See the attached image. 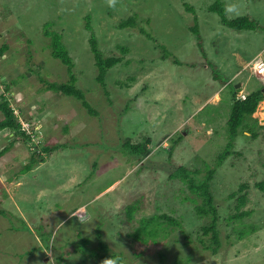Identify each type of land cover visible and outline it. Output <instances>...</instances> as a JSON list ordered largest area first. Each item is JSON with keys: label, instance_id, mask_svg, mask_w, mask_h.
<instances>
[{"label": "rangeland", "instance_id": "obj_1", "mask_svg": "<svg viewBox=\"0 0 264 264\" xmlns=\"http://www.w3.org/2000/svg\"><path fill=\"white\" fill-rule=\"evenodd\" d=\"M216 1L116 0L110 7L107 0H0V49L7 46L0 96L30 137L0 130V149L14 141L0 158V264H117L112 254L121 264H264V192L254 187L264 181V95L246 121L249 131L239 129L231 154L216 167L230 139L233 91L264 94V74L251 66L264 63V0H220L227 19L257 22L243 31L208 11ZM232 5L235 12L228 11ZM133 15L136 28H118ZM46 32L61 36L76 87L97 115L46 88L44 82L69 78L51 56ZM91 34L103 57L122 58L105 76L108 97L95 81ZM158 46L170 56L163 60ZM144 138L149 153L141 160L124 143ZM31 154L36 162L22 173ZM170 164L197 170V179L207 166L215 168L216 253L206 248L211 234L202 227L209 220L195 213L199 199L180 179H169ZM242 183L250 187L244 210L251 214L227 222L234 212L228 195ZM136 200L139 208L127 221L126 208ZM161 215L180 227L165 222L151 240L128 238L143 220ZM242 228L248 232L240 239Z\"/></svg>", "mask_w": 264, "mask_h": 264}, {"label": "trees", "instance_id": "obj_2", "mask_svg": "<svg viewBox=\"0 0 264 264\" xmlns=\"http://www.w3.org/2000/svg\"><path fill=\"white\" fill-rule=\"evenodd\" d=\"M255 1V0H252ZM188 11L193 12V8L187 7ZM208 11L215 13L218 15L220 19V23L232 30L236 31H243V30H254L257 28V22L250 18L249 16L238 17L232 20L226 18V11L224 4L217 0L215 3L208 7ZM194 21H196V17H194ZM87 24L86 28L89 29V16H86ZM197 23V21H196ZM136 15L128 17L125 20H122L118 24L119 29H126V28H136ZM141 33L150 41H154V38L147 33L143 28L140 29ZM191 32L195 34L196 39L198 40V48L203 54L202 49V40L198 33L197 25L191 28ZM45 35L50 37V49H51V56L54 59H57L61 62L62 65L66 67L68 72V81L65 83H50L44 82L46 84V88L56 93H60L66 97H71L76 101H79L81 106L86 110L88 115L94 116L97 115L96 110H94L91 105L85 99L84 93L76 87V78L72 72L74 67L71 57L66 50V47L61 42V36L57 33L46 32ZM89 46L90 51L93 55L94 65L96 67V77L95 81L102 87L106 97H108V93L105 90V76L111 68L118 65L122 62L121 57H103L102 53L98 49L97 41L93 34L89 37ZM122 54L128 53V48L124 46H118ZM159 49L163 52V60L168 58L170 54L165 50V48L158 46ZM7 49V46H3L0 49V54L4 50ZM177 64L178 62L175 61ZM10 84H7L6 89L9 88ZM263 95L261 90H257L255 92H251L245 97V100L237 99V94L233 91V102L231 105V110L229 114V118L226 122L227 128L229 131V141L226 145L225 150L222 154L219 155L216 167H219L222 162L231 154V150L233 147L234 139L238 135V131L240 128L247 129L249 131L248 125L246 121L251 119V116L255 113L258 104L263 100ZM0 112L2 114V118L0 119V130H5L9 132H16L17 135L23 136L24 139H30L28 134L21 130V125L18 119L14 116L13 110L10 107L8 101L0 96ZM31 127L33 125H30ZM254 136V135H253ZM149 139L144 138L142 142H138L135 144H131L130 142L126 141L124 143L125 148L130 152L131 155L139 158L144 159L148 156L149 150L147 149V144H149ZM14 141L9 143L7 146L0 149V158H2L12 147ZM43 149V148H42ZM171 149V148H169ZM168 149V150H169ZM44 151H49V147H45ZM41 151V150H40ZM171 151V150H169ZM32 155V154H31ZM39 156V154H37ZM40 157V156H39ZM37 157L32 155L28 164L23 166L20 170L22 173L27 171L31 165L36 162ZM40 159V158H39ZM143 167H140V170ZM169 170V179H180L184 182L188 188V190L197 198L198 202L195 204V213L199 218H206L209 222L202 227L203 233L205 235L211 234L210 241L211 246L209 245L206 248H210L212 252L216 253L217 249L220 246L219 242V234L217 230V220H218V210L214 203V196L212 194V180L215 174V168L206 167L205 168V175L202 179H197L199 172L197 170H190L183 166H172L171 164L168 166ZM254 187L257 190L264 192V181L256 182ZM249 185L247 183H242L239 185L237 191L231 192L228 195V198L234 200V212L227 216L226 221H233V220H240L246 216L251 214L250 211L244 210L246 203L248 202V195H249ZM140 203L139 200L132 202L126 209L127 211V221H130V216L133 215V212L138 209V204ZM129 217V218H128ZM165 222H169L174 227H180V223L170 218L166 215L161 216H153V218L149 220H143L141 222V226L136 229L134 233L128 234V238H132L136 241H143V240H151L154 238L158 232V230ZM247 234L248 231H245L244 228L237 231V237L242 239V237ZM100 236V232L98 233ZM101 242V241H99ZM99 250L102 252H106L107 248L104 244L100 243ZM94 255L95 254V251ZM98 255V254H97ZM117 264H121V259L119 255L112 254L110 255Z\"/></svg>", "mask_w": 264, "mask_h": 264}, {"label": "built area", "instance_id": "obj_3", "mask_svg": "<svg viewBox=\"0 0 264 264\" xmlns=\"http://www.w3.org/2000/svg\"><path fill=\"white\" fill-rule=\"evenodd\" d=\"M251 66L253 68L252 69L253 72L256 75H263L264 74V63L262 62V60L255 61ZM241 99L244 100L245 99V96L244 95H241ZM14 115L16 116V114H14ZM19 122H20V120H19ZM20 125H21V129L27 133V131L24 130L25 128H23V125L22 124H20Z\"/></svg>", "mask_w": 264, "mask_h": 264}, {"label": "clouds", "instance_id": "obj_4", "mask_svg": "<svg viewBox=\"0 0 264 264\" xmlns=\"http://www.w3.org/2000/svg\"><path fill=\"white\" fill-rule=\"evenodd\" d=\"M107 3H108V5L110 6V7H113V6H115V3H116V0H107ZM228 11H230V12H235L236 11V6L235 5H232V6H230L229 7V9H228ZM237 14H239V13H237ZM263 62V61H262ZM262 76V75H261ZM240 91H241V89H240ZM242 92H243V90H242ZM238 95V94H237ZM241 95H243V94H240V96H236V98L237 99H240V100H243V99H241ZM245 97L247 96V95H244ZM245 100V99H244ZM12 110H13V108H12ZM13 114H14V112H13ZM15 116V115H14ZM16 117V116H15ZM17 119H18V117H16ZM18 121H19V119H18Z\"/></svg>", "mask_w": 264, "mask_h": 264}, {"label": "water", "instance_id": "obj_5", "mask_svg": "<svg viewBox=\"0 0 264 264\" xmlns=\"http://www.w3.org/2000/svg\"><path fill=\"white\" fill-rule=\"evenodd\" d=\"M239 87H240L239 84H236V85H235V89H236L237 92L240 91V88H239Z\"/></svg>", "mask_w": 264, "mask_h": 264}, {"label": "crops", "instance_id": "obj_6", "mask_svg": "<svg viewBox=\"0 0 264 264\" xmlns=\"http://www.w3.org/2000/svg\"><path fill=\"white\" fill-rule=\"evenodd\" d=\"M239 85H242L241 83H239ZM264 86V85H263Z\"/></svg>", "mask_w": 264, "mask_h": 264}]
</instances>
